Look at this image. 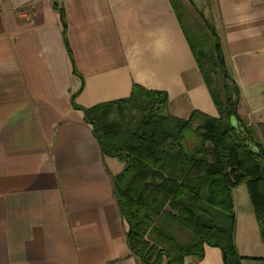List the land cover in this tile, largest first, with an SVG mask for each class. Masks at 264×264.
<instances>
[{"label": "crops", "instance_id": "0c3cea01", "mask_svg": "<svg viewBox=\"0 0 264 264\" xmlns=\"http://www.w3.org/2000/svg\"><path fill=\"white\" fill-rule=\"evenodd\" d=\"M208 8L238 119L264 149V0ZM133 84L166 91L174 116L217 115L172 0H0V264H140L115 193L125 161L87 120ZM231 196L242 264H264L247 187Z\"/></svg>", "mask_w": 264, "mask_h": 264}, {"label": "trees", "instance_id": "16d2710c", "mask_svg": "<svg viewBox=\"0 0 264 264\" xmlns=\"http://www.w3.org/2000/svg\"><path fill=\"white\" fill-rule=\"evenodd\" d=\"M172 1L217 115L174 116L166 91L133 84L129 96L99 105L101 117L87 120L104 152L125 161L115 193L140 264H183L205 244L221 248L223 264H242L231 190L247 187L264 241V149L238 119L239 88L225 75L214 26L194 18L200 30L189 34L184 6Z\"/></svg>", "mask_w": 264, "mask_h": 264}, {"label": "rangeland", "instance_id": "374dc122", "mask_svg": "<svg viewBox=\"0 0 264 264\" xmlns=\"http://www.w3.org/2000/svg\"><path fill=\"white\" fill-rule=\"evenodd\" d=\"M179 1H180L179 3H181L186 10V12L180 13V19L182 21L184 29L189 34L194 35L195 32H199L200 30V28H198L197 30V25L194 24L193 22L194 18L196 21L199 22H201L200 17L202 18V28L205 27L204 26L205 22L211 23V20L209 19L208 0H179Z\"/></svg>", "mask_w": 264, "mask_h": 264}, {"label": "water", "instance_id": "95a60500", "mask_svg": "<svg viewBox=\"0 0 264 264\" xmlns=\"http://www.w3.org/2000/svg\"><path fill=\"white\" fill-rule=\"evenodd\" d=\"M222 57V60H223V56H221ZM225 75H227V71L225 70ZM223 257H224V254H223Z\"/></svg>", "mask_w": 264, "mask_h": 264}]
</instances>
